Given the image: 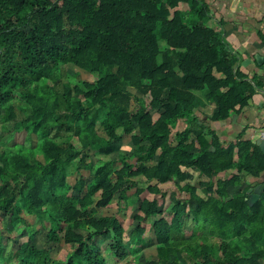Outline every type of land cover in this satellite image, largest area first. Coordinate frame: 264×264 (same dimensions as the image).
<instances>
[{
    "label": "trees",
    "instance_id": "1",
    "mask_svg": "<svg viewBox=\"0 0 264 264\" xmlns=\"http://www.w3.org/2000/svg\"><path fill=\"white\" fill-rule=\"evenodd\" d=\"M213 16L205 0H0V117L36 137L1 143L0 264H121L149 243L156 254L136 264H264V191L250 204L243 174H264V152L246 128L223 142L210 124L264 80L240 70ZM124 136L133 147L115 156ZM168 182V208L141 197ZM135 198L127 230L106 209ZM35 216L48 242L71 245L65 257L10 235Z\"/></svg>",
    "mask_w": 264,
    "mask_h": 264
},
{
    "label": "crops",
    "instance_id": "2",
    "mask_svg": "<svg viewBox=\"0 0 264 264\" xmlns=\"http://www.w3.org/2000/svg\"><path fill=\"white\" fill-rule=\"evenodd\" d=\"M205 1L214 14L209 24L223 31L233 52L239 57L240 70L247 73L250 78L258 73L264 80V67L256 58V54L264 55V37H262L264 36V0ZM221 19L225 21L223 24L220 23ZM246 59L250 61L244 64L243 61ZM196 113L202 116L201 109H197ZM210 124L223 142L236 140L238 134L245 128V137L256 141L260 137V130L264 127V86L257 89L250 105L243 112L225 120L211 121ZM230 172L226 174L230 175ZM243 174L246 183L250 186L252 180L257 178L249 173Z\"/></svg>",
    "mask_w": 264,
    "mask_h": 264
},
{
    "label": "rangeland",
    "instance_id": "3",
    "mask_svg": "<svg viewBox=\"0 0 264 264\" xmlns=\"http://www.w3.org/2000/svg\"><path fill=\"white\" fill-rule=\"evenodd\" d=\"M163 47L165 45H162ZM75 70L72 67H65L64 68V79H68V80H72L75 81ZM90 79L95 78V75L92 74L89 77ZM135 89V88H133ZM136 90V89H135ZM158 115V112H155V116ZM4 118L0 117V147H1V143L5 142L7 145L10 144H14L15 142L18 141H22L25 142L27 145H32L36 142V137L34 135L33 138L28 137L27 133L24 129H17L14 125L13 121H7L4 122ZM181 127L183 125H180ZM176 130V129H175ZM261 137V136H260ZM262 138V137H261ZM131 147H133V145L131 144L130 141V137L129 136H124L121 140V143L119 142L117 144V149L114 153L115 156H118L121 152H127L131 149ZM230 172V171H229ZM227 172V174L229 173ZM82 173H84L85 175L89 174V171L84 169L82 171ZM231 174V172H230ZM78 177V174H75L72 178H70L71 182H75L76 178ZM202 178V176L200 175V172L194 168H191L188 170V181L194 184H199L200 179ZM139 185L140 186H147V183L144 181H139ZM159 186L162 188V191L164 192V197L160 194H154L151 193L149 191H145L142 194V198L143 197H149V198H155L156 196L161 197V207L163 208H168L172 202L174 201L175 196H177V194L179 193V189L177 188L176 184L174 182H168V183H162L159 184ZM199 192H201L199 190ZM177 193V194H176ZM186 193H183V196H185ZM174 197V198H173ZM138 198L134 199V206L132 208L129 207H125V203H121L122 208H119L117 205V202L114 201V204L112 206V208L110 209H106V212L109 213H115L117 214V216L121 219L124 227L129 230L131 225H132V217H133V213L135 211V209L138 208ZM101 212L103 213V209L101 210ZM31 223H28V227H26L24 224L18 226L13 232L10 233L11 236H15L18 235V241H22L25 240L26 238L29 237V234L32 233V239L34 240V242H36L39 246H46V248H52L53 250L51 251L53 253V255H57L60 257H65V254L71 250V245L68 244H64L63 245H57L56 243H51L48 242L47 237H46V233L50 228V223H49V219L47 217H31L30 219ZM195 225L194 220L188 219L186 221V225H185V230L186 233L188 235H190L191 229L193 228V226ZM3 226V221L2 218L0 216V227ZM145 226L147 228V234H150L151 232V220L150 218H148L145 222ZM29 233V234H28ZM36 240V241H35ZM3 242L5 243V247H4V255L6 257H11L12 255V244H13V240L11 238H7V239H3ZM156 254V249H155V245L153 243H149L146 244L141 250L140 252L136 253L135 255L129 257L128 259H126L125 261L121 262V264H136L138 261H144L147 260L149 258H152L154 255ZM183 258V263L182 264H189V260H187L184 256H182ZM12 264H17L16 261L11 262Z\"/></svg>",
    "mask_w": 264,
    "mask_h": 264
},
{
    "label": "water",
    "instance_id": "4",
    "mask_svg": "<svg viewBox=\"0 0 264 264\" xmlns=\"http://www.w3.org/2000/svg\"><path fill=\"white\" fill-rule=\"evenodd\" d=\"M256 58H257V61L258 63L264 67V55H261V54H256ZM249 59H246L244 60V64H247L249 63ZM256 143L261 147V149L263 150L264 152V139L261 138V137H258L257 140H256ZM249 192H252L251 195H250V200L252 202H250V204H253L257 198H259L262 194V192L264 191V182L263 183H259L255 186H250V188L248 189Z\"/></svg>",
    "mask_w": 264,
    "mask_h": 264
},
{
    "label": "flooded vegetation",
    "instance_id": "5",
    "mask_svg": "<svg viewBox=\"0 0 264 264\" xmlns=\"http://www.w3.org/2000/svg\"><path fill=\"white\" fill-rule=\"evenodd\" d=\"M263 182H264V174H262V175H260V176H257L256 179H253V180H252V183H251V186H255V185H257V184H259V183H263ZM249 188H250V187H249ZM249 188H248V189H249ZM247 193H248V196H247V197H248L249 202H252V201L250 200V198H251L250 195H251L252 192L247 191ZM262 195H263V193L261 194V196H260L259 198L256 199V201L262 199ZM256 201H255V202H256ZM255 202H254V203H255Z\"/></svg>",
    "mask_w": 264,
    "mask_h": 264
},
{
    "label": "built area",
    "instance_id": "6",
    "mask_svg": "<svg viewBox=\"0 0 264 264\" xmlns=\"http://www.w3.org/2000/svg\"><path fill=\"white\" fill-rule=\"evenodd\" d=\"M260 136L264 139V127L260 130Z\"/></svg>",
    "mask_w": 264,
    "mask_h": 264
}]
</instances>
